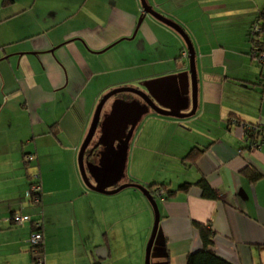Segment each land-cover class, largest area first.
Instances as JSON below:
<instances>
[{"label": "crops", "instance_id": "obj_1", "mask_svg": "<svg viewBox=\"0 0 264 264\" xmlns=\"http://www.w3.org/2000/svg\"><path fill=\"white\" fill-rule=\"evenodd\" d=\"M146 1L193 43L196 112L177 117L150 109L126 155L118 149L95 157L93 174L108 189L124 183L177 189L205 178L216 190L215 199L198 185L156 196L157 264H186L188 253L202 247L193 221L211 224L221 257L264 264V144L250 145L233 122L264 128V65L253 58L249 36L264 0ZM143 15L141 0H0V264H36L28 241L36 219L45 264H144L154 224L145 194L135 186L90 189L79 167L103 95L123 86L147 91L149 80L190 70L183 37L150 14L138 26ZM117 97L138 98L111 97L102 119ZM191 111L192 101L182 112ZM26 154L33 155L28 165ZM143 167L153 169L152 180ZM36 173L39 204L28 197L29 174ZM15 212L31 220L18 224Z\"/></svg>", "mask_w": 264, "mask_h": 264}, {"label": "water", "instance_id": "obj_2", "mask_svg": "<svg viewBox=\"0 0 264 264\" xmlns=\"http://www.w3.org/2000/svg\"><path fill=\"white\" fill-rule=\"evenodd\" d=\"M141 3L144 15L140 17L138 26L143 21L145 14H150L174 28L183 37L187 45L190 59V70L149 80L145 83L148 89L147 91L136 87L123 86L112 89L103 95L96 108L88 135L81 146L79 152V167L81 175L90 189L103 193H116L125 187L135 186L145 194L154 210V224L146 247L145 256V264H151L152 248L160 223V209L155 195L146 185L140 183H124L112 189H108L109 185H107L103 179L95 178L93 174V171L97 170L100 165L95 162L94 157H101V160H103L104 153L116 151L118 149L122 150L124 156L126 155L129 141L137 123L150 109H153L162 115L177 117L190 116L196 112L197 72L195 65V49L189 35L180 24L156 11L146 0H141ZM171 81L173 82V87H170L169 85ZM162 84L169 86V93L159 90V86ZM123 92L134 93L138 98L126 100L117 97L113 101L109 113H107L102 119L103 108L107 100ZM190 101H192V111L189 113L182 112L183 109L188 107ZM99 127L101 129L100 136L97 142L88 150ZM100 146L103 147V151H97ZM89 175L94 176L95 183L90 180Z\"/></svg>", "mask_w": 264, "mask_h": 264}, {"label": "built area", "instance_id": "obj_3", "mask_svg": "<svg viewBox=\"0 0 264 264\" xmlns=\"http://www.w3.org/2000/svg\"><path fill=\"white\" fill-rule=\"evenodd\" d=\"M264 35V30L262 29L261 25L259 23H254L251 26L250 29V39L252 41L261 40L262 36ZM182 56L188 58L189 57V51L187 48H185L182 51ZM253 58L259 62L260 64L264 65V49H262L259 45H256L254 50L252 51ZM234 123H237L243 132V137L245 140L252 146L258 147L260 144H264V128H262L259 124L255 123H247L244 121H237L233 119ZM253 135V136H252ZM33 159V155H27L25 156L26 161H31ZM34 182L31 185L29 191H28V197L29 200L32 201L34 204L41 203L42 197H41V184H40V174L36 173L33 175ZM155 195L161 197L162 199H166L164 196V191L162 189L157 188L155 190ZM13 221L20 224L25 221H30L31 216L27 214H22L20 212H15L12 215ZM35 225L38 229H35L28 241L30 245V249L32 252L36 255L35 263L36 264H45L44 255L40 252L39 246L44 242V234L40 230L42 227V223L40 220H36Z\"/></svg>", "mask_w": 264, "mask_h": 264}, {"label": "trees", "instance_id": "obj_4", "mask_svg": "<svg viewBox=\"0 0 264 264\" xmlns=\"http://www.w3.org/2000/svg\"><path fill=\"white\" fill-rule=\"evenodd\" d=\"M256 22L259 23L261 25L262 29L264 30V12H262L256 18V20L253 22V24ZM249 36H250V32H249ZM263 39H264V35L262 36L261 40L255 39L253 41V44H254L253 50H254L256 45H259L262 49H264L263 48V43H264ZM25 156H27V154ZM28 164H29L28 161H26V165H28ZM29 178L31 179V183H30V187H31V185L34 182V179H33V176H31V174H29ZM192 185L200 186L202 189V195L205 198H213V199L218 198V193L216 192L215 189H213L211 187V185L208 183V181L205 178H201L200 180H198L195 183L185 182V183L179 185L177 189H168L163 184L158 186L157 183L148 184L147 187L149 188V190L154 195H155V190L157 189V187H160L159 189H162L164 191V196L166 198H168V197L174 196L178 192V190H188ZM41 196H42V192H41ZM155 197H156V195H155ZM36 220H40V219H36ZM36 220L32 221L33 231L35 229H38L37 226L35 225ZM41 223H42V221H41ZM193 225L195 226V228H197L199 230L201 240H202V247L198 250H195V251L188 253L187 258H186V264H233L232 262H230V261L226 260L225 258L221 257L220 255H218L216 253V251L214 250V248H213L214 230L212 229L210 223H208V222L202 223L199 221H193ZM40 230L43 232V225H42ZM30 251L32 252L31 249H30ZM38 252H40L42 254L44 253V242L39 246ZM32 255H33L34 262H35L36 255L33 252H32Z\"/></svg>", "mask_w": 264, "mask_h": 264}, {"label": "rangeland", "instance_id": "obj_5", "mask_svg": "<svg viewBox=\"0 0 264 264\" xmlns=\"http://www.w3.org/2000/svg\"><path fill=\"white\" fill-rule=\"evenodd\" d=\"M123 93H126V92H123ZM123 93H120V94H123ZM152 170L153 169H150V168L145 169L143 167V168H141L140 172L142 171L141 173H143V174L145 173V175L147 174V177H150L149 180H152V174H153ZM151 232H152V228L150 229V231L147 233V236H146V247H147ZM158 251H159V243L155 242L153 245V248H152V253H151V264H157L158 257H159ZM145 256H146V252H145L144 258H143L144 264H145Z\"/></svg>", "mask_w": 264, "mask_h": 264}, {"label": "flooded vegetation", "instance_id": "obj_6", "mask_svg": "<svg viewBox=\"0 0 264 264\" xmlns=\"http://www.w3.org/2000/svg\"><path fill=\"white\" fill-rule=\"evenodd\" d=\"M94 160H95V162H96V158L94 157Z\"/></svg>", "mask_w": 264, "mask_h": 264}]
</instances>
